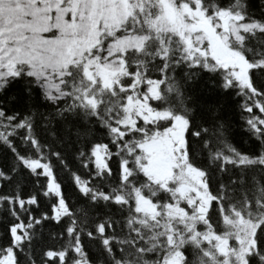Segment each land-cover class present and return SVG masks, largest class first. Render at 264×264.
<instances>
[{
  "label": "snow or ice",
  "instance_id": "1",
  "mask_svg": "<svg viewBox=\"0 0 264 264\" xmlns=\"http://www.w3.org/2000/svg\"><path fill=\"white\" fill-rule=\"evenodd\" d=\"M0 264H264V0H0Z\"/></svg>",
  "mask_w": 264,
  "mask_h": 264
}]
</instances>
